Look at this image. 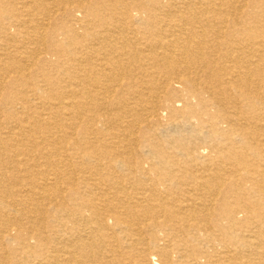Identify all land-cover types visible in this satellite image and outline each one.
<instances>
[{
  "label": "bare ground",
  "instance_id": "6f19581e",
  "mask_svg": "<svg viewBox=\"0 0 264 264\" xmlns=\"http://www.w3.org/2000/svg\"><path fill=\"white\" fill-rule=\"evenodd\" d=\"M0 264H264V0H0Z\"/></svg>",
  "mask_w": 264,
  "mask_h": 264
}]
</instances>
